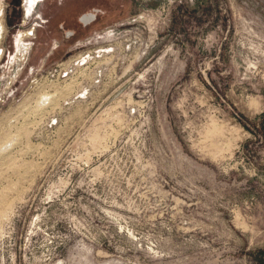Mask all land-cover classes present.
<instances>
[{
    "label": "rangeland",
    "instance_id": "obj_1",
    "mask_svg": "<svg viewBox=\"0 0 264 264\" xmlns=\"http://www.w3.org/2000/svg\"><path fill=\"white\" fill-rule=\"evenodd\" d=\"M0 6V264H264V0Z\"/></svg>",
    "mask_w": 264,
    "mask_h": 264
},
{
    "label": "flooded vegetation",
    "instance_id": "obj_2",
    "mask_svg": "<svg viewBox=\"0 0 264 264\" xmlns=\"http://www.w3.org/2000/svg\"><path fill=\"white\" fill-rule=\"evenodd\" d=\"M38 0H27V3H28V10L31 9L33 7V5L37 2ZM1 6H0V15H1ZM5 32V28H4V25L0 19V39L2 38L3 34ZM28 49V48H27ZM27 49H26V52H27ZM25 52V53H26Z\"/></svg>",
    "mask_w": 264,
    "mask_h": 264
},
{
    "label": "bare ground",
    "instance_id": "obj_3",
    "mask_svg": "<svg viewBox=\"0 0 264 264\" xmlns=\"http://www.w3.org/2000/svg\"><path fill=\"white\" fill-rule=\"evenodd\" d=\"M87 16L89 17L90 20L93 19V15L92 14L91 15L87 14Z\"/></svg>",
    "mask_w": 264,
    "mask_h": 264
},
{
    "label": "trees",
    "instance_id": "obj_4",
    "mask_svg": "<svg viewBox=\"0 0 264 264\" xmlns=\"http://www.w3.org/2000/svg\"><path fill=\"white\" fill-rule=\"evenodd\" d=\"M263 263H264V260H263Z\"/></svg>",
    "mask_w": 264,
    "mask_h": 264
}]
</instances>
